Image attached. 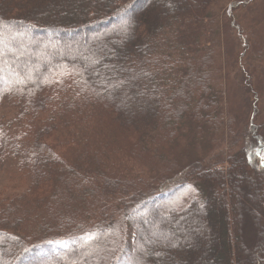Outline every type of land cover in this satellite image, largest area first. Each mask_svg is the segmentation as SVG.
Wrapping results in <instances>:
<instances>
[{
    "label": "trees",
    "instance_id": "trees-1",
    "mask_svg": "<svg viewBox=\"0 0 264 264\" xmlns=\"http://www.w3.org/2000/svg\"><path fill=\"white\" fill-rule=\"evenodd\" d=\"M227 1L0 0V161L28 181L0 200V264H264V45L245 143L167 176L193 125L234 132L223 29L250 49L234 20L255 0ZM135 153L155 183L126 169Z\"/></svg>",
    "mask_w": 264,
    "mask_h": 264
},
{
    "label": "rangeland",
    "instance_id": "rangeland-1",
    "mask_svg": "<svg viewBox=\"0 0 264 264\" xmlns=\"http://www.w3.org/2000/svg\"><path fill=\"white\" fill-rule=\"evenodd\" d=\"M239 1L241 0H228L227 9H229V5L231 3ZM246 5L236 8L237 10L235 9L237 19L234 21H237L238 23L241 22L242 29L250 31V28L253 31L255 30L258 37L254 34L253 41L250 42L252 47H250V49L239 47V42H241V33L238 34L237 30L233 26L228 24V26H225V29H223V79L225 82L224 106L227 116H230L231 118L233 117L234 120L236 119V124H233L234 132L232 133L231 128L229 130V133L231 132V137L232 135L233 137L231 138L228 132H226L223 136L222 134L217 136H212L213 134H203L201 130L199 131V128L203 127V129H208L207 131H209V128L205 127L207 126L206 124L199 123L197 125H193L189 131L188 140L178 153L177 161H175L177 168L172 172V174L167 175H172V179L180 177V173L187 166L209 160V157L214 154L215 147L221 142V140H227L228 142L235 141L238 145L235 147L236 151L245 143V141H243L244 138H242L243 132L250 121H252L251 113L253 109H251V105H253L254 102H251L252 100L250 97L252 94H248L246 85L247 75H245L248 69L244 66V64L248 65L254 51L262 49L264 45V0H255L252 4ZM47 35L49 36L47 37L48 39L51 36L54 38H60V36H63L56 30ZM244 35L246 36V34ZM69 37H72L71 34H69ZM74 39H76V36ZM252 81L254 87L253 94L258 99L256 101L257 104L255 103L257 113L253 121L255 123H263L264 76H252ZM150 151L154 153V150ZM152 156H154V154H152ZM125 161H127L125 165L127 167L126 169L132 176L138 175V179L145 181L148 184L155 183L158 179L153 178L154 175L152 176L149 174L148 169L151 170L152 168L148 165H144L142 162L145 161L138 157L136 153L134 154V158H126ZM13 166L14 164L10 160L0 161V200L8 197H16L24 193L27 189L28 181L26 179L22 180L17 173L15 174ZM126 169L123 168L122 171H127ZM126 173L127 172H125L124 175H126ZM128 176L130 175L127 174V177ZM132 176L129 178H132ZM246 191V187L243 186L239 190L240 197L245 198Z\"/></svg>",
    "mask_w": 264,
    "mask_h": 264
}]
</instances>
